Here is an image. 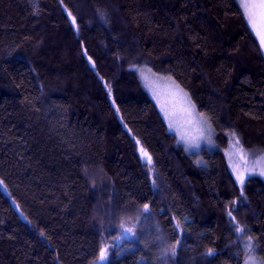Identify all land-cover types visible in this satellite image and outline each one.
Instances as JSON below:
<instances>
[{
  "label": "trees",
  "instance_id": "trees-1",
  "mask_svg": "<svg viewBox=\"0 0 264 264\" xmlns=\"http://www.w3.org/2000/svg\"><path fill=\"white\" fill-rule=\"evenodd\" d=\"M141 64L216 149H185ZM231 145L264 155V50L237 0H0V264H244L248 243L264 262V178L241 185Z\"/></svg>",
  "mask_w": 264,
  "mask_h": 264
},
{
  "label": "rangeland",
  "instance_id": "rangeland-1",
  "mask_svg": "<svg viewBox=\"0 0 264 264\" xmlns=\"http://www.w3.org/2000/svg\"><path fill=\"white\" fill-rule=\"evenodd\" d=\"M237 1L242 7L244 0ZM253 31L256 34V31L254 29ZM256 36L258 37L257 34ZM258 39L260 41L259 37ZM262 48L264 50V47ZM136 69L145 88L157 104L163 118L168 125V128L177 135L179 142L183 144V146L189 153H198L204 147L210 150L216 149L218 147L215 139V130L209 117L198 109L189 93L182 86H180L172 77L159 74L153 71L146 64L138 65L136 66ZM144 77H148V81L151 82L152 87L147 86ZM177 85L179 86L178 88L176 87ZM185 93L187 94V96L184 95ZM190 105H194V108L190 107ZM165 111H167L168 116L165 115ZM201 115L207 121V130L204 132L203 136H201V132L199 131L201 127ZM170 120L174 127H169ZM181 133H184L187 137L191 138V144L188 141L181 139ZM225 153L228 157V161L236 179L238 173L237 171H234V167L239 169V172L244 176V179L254 174H258L264 178V175L260 174L261 169L264 168V155L259 156L256 159L247 161L242 150L235 147L234 145L226 148ZM241 156H243V159H241ZM197 161L200 163H204V159L200 156L198 157ZM245 161L247 163H245ZM246 168L248 169L247 171H245ZM126 234L132 236V233L127 232ZM120 243L121 242H119V244ZM103 251H105V259L103 261H100L106 262L110 256L109 250L107 247H105ZM250 256L254 257L257 264H261V262H263L262 258L257 252L256 247L254 248V250L249 252L245 261L248 260Z\"/></svg>",
  "mask_w": 264,
  "mask_h": 264
},
{
  "label": "snow or ice",
  "instance_id": "snow-or-ice-1",
  "mask_svg": "<svg viewBox=\"0 0 264 264\" xmlns=\"http://www.w3.org/2000/svg\"><path fill=\"white\" fill-rule=\"evenodd\" d=\"M242 7L245 11L247 20L249 21L252 28L256 31V34L260 38L261 46L264 47V0H244ZM69 15H71V14L69 13ZM72 22L75 23V18H73ZM144 79H145L147 86L152 87L151 82L148 81V77H144ZM176 87L178 88L179 86L177 85ZM184 95L187 96L186 93ZM190 107L194 108V105H190ZM165 115L168 116L167 111H165ZM200 125H201V127H200L199 131L201 132V136H203L204 132L207 130V121L203 118L202 115H201ZM169 127L170 128L174 127L171 120L169 122ZM181 139L186 140L191 144V138L187 137L184 133H181ZM237 143H239L238 140H237ZM197 146H199V145H197ZM140 153L143 156V158L145 159V162L147 164H151L152 158L150 155H148V153L143 148L140 149ZM241 159H243V156H241ZM245 163H247V162L245 161ZM247 170L248 169L246 168L245 171H247ZM234 171H237V173H238L237 174V180L240 182L241 185H243L244 176L239 172L238 168L234 167ZM260 174L264 175V168L261 169ZM144 211L145 212L148 211L147 205L144 206ZM229 216H231V213H229ZM125 231L131 233L132 229L128 228ZM237 231L243 232L244 230L239 228V226H237ZM249 241H251V237H249ZM247 247L250 251L254 250V246L251 243H248ZM172 254L173 255L175 254L174 248L172 249ZM104 259H105V251H102L100 254V260L103 261ZM245 264H257V262L255 261L254 257L250 256L249 259L245 261ZM261 264H264V262H261Z\"/></svg>",
  "mask_w": 264,
  "mask_h": 264
}]
</instances>
